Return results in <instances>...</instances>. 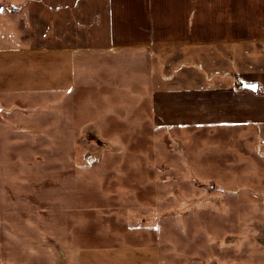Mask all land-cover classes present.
Segmentation results:
<instances>
[{
  "label": "rangeland",
  "instance_id": "374dc122",
  "mask_svg": "<svg viewBox=\"0 0 264 264\" xmlns=\"http://www.w3.org/2000/svg\"><path fill=\"white\" fill-rule=\"evenodd\" d=\"M21 3L0 0V88L12 89L0 97V196H27L30 238L70 229L76 264H264V126L229 140L230 124L160 122L148 60L131 51L94 59L91 76L78 65L57 107L37 56L22 54ZM23 34L42 45L32 24ZM169 70L162 60L156 83Z\"/></svg>",
  "mask_w": 264,
  "mask_h": 264
},
{
  "label": "crops",
  "instance_id": "0c3cea01",
  "mask_svg": "<svg viewBox=\"0 0 264 264\" xmlns=\"http://www.w3.org/2000/svg\"><path fill=\"white\" fill-rule=\"evenodd\" d=\"M23 5L17 23L27 48L22 54L37 56L38 72L43 69L46 91L57 107L68 105L78 65L91 76L94 59L109 64L110 58L131 51L148 60V90L160 122L213 132L215 125L230 124L223 131L229 140L246 124L264 126V95L237 84L238 74L239 80L264 88V0H105L101 9H94L92 0H22ZM29 23L42 45L23 34ZM162 60L170 70L158 84ZM173 65L181 68L177 76ZM5 87L0 97L8 100L11 87ZM27 207V196H0L5 216L0 264H76L71 230L57 243L53 226L45 231L46 244L30 238Z\"/></svg>",
  "mask_w": 264,
  "mask_h": 264
},
{
  "label": "water",
  "instance_id": "95a60500",
  "mask_svg": "<svg viewBox=\"0 0 264 264\" xmlns=\"http://www.w3.org/2000/svg\"><path fill=\"white\" fill-rule=\"evenodd\" d=\"M243 87L248 89V90H251L253 92H257L258 91V84L254 83L252 85H247L245 82H243Z\"/></svg>",
  "mask_w": 264,
  "mask_h": 264
},
{
  "label": "trees",
  "instance_id": "16d2710c",
  "mask_svg": "<svg viewBox=\"0 0 264 264\" xmlns=\"http://www.w3.org/2000/svg\"><path fill=\"white\" fill-rule=\"evenodd\" d=\"M238 87H239L240 89H246V88L243 87V81H242V80H239V79H238ZM259 91H260V90L258 89V93H259Z\"/></svg>",
  "mask_w": 264,
  "mask_h": 264
}]
</instances>
